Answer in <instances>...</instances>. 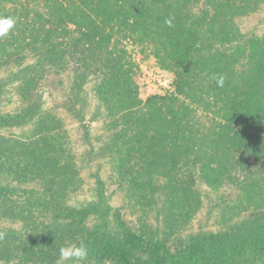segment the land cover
Instances as JSON below:
<instances>
[{"label": "rangeland", "instance_id": "obj_1", "mask_svg": "<svg viewBox=\"0 0 264 264\" xmlns=\"http://www.w3.org/2000/svg\"><path fill=\"white\" fill-rule=\"evenodd\" d=\"M4 1L8 11H0V18H13L15 24L0 37V49L6 47L4 56L10 61L0 66V84L4 86L0 114L22 115L19 111L30 100L21 98L19 82H10L11 72L43 60L47 50L50 59L56 49L60 50L64 64L62 68L56 67L58 61L44 64L37 89L41 112L32 119H21L20 125L0 128V135L31 141L25 151L37 164L59 161L63 168L60 175H46L47 184L62 205L58 211L88 207L97 202L101 192L109 206L105 217L85 214L78 219L61 213L54 219L56 226L72 223L78 228L60 243L53 254L55 261H72H60L62 247L78 246L92 234L115 230L132 232L145 241H161L168 257H172L166 264H209L215 257L214 240L201 243L197 253L194 251L196 263L185 257L174 259L179 257L178 252L189 249L197 235L227 231L236 221L247 220L259 227L264 224V191L257 193L260 200L249 203L230 180H242L245 172L239 165L243 162L253 169L264 166V132L260 127L242 122L239 132L248 134L243 144L234 136L236 126L222 127L226 121L217 116L221 113L213 112L214 106L199 103L183 110L177 109V104L167 108V103L155 102L154 95H147L141 86L137 69L138 63L158 66L155 57L171 70L174 65H183L191 81L195 74L198 80L207 73L226 82L230 78L228 89L237 99L238 110L253 99L264 108V48L252 49V42L264 44V0H104L97 7L111 9L106 16L112 17V30L101 37L95 27L101 16H95L97 23L89 28L90 18L83 14L78 21L72 18L53 25L51 18V22L46 21L49 14L44 13L49 0H37L38 5L34 0H19L23 5L18 0ZM72 2L78 3L73 0L69 4ZM55 12L54 7L52 14ZM71 45H77L72 56L67 52ZM84 60L93 63V72L81 78L79 66ZM114 65L118 72H113ZM78 82L80 86L72 85ZM75 86L79 88L72 89ZM72 90L73 104L69 101V97L73 100ZM132 98L135 104H131ZM243 99L246 101L241 104ZM129 107L131 115L126 110L113 111ZM175 110L182 113L181 117L174 114ZM163 118L172 122L163 126ZM177 124L183 127L180 132ZM121 127L127 134L148 127V134L158 136V141L138 150L127 139L121 143L122 151L117 152L112 140ZM121 164L130 170L128 175L119 168ZM6 171H0V188L11 189V196L5 194L8 201L50 193L42 181H19ZM260 183L264 185V180ZM7 200L0 201L6 204ZM27 229L26 221L5 216L0 210V264L21 259L23 264H32L51 255L47 242L31 241ZM14 234L22 235L28 251L11 250V242L3 237ZM228 252L231 259V250ZM257 258L260 260L254 264H264V255Z\"/></svg>", "mask_w": 264, "mask_h": 264}, {"label": "trees", "instance_id": "obj_2", "mask_svg": "<svg viewBox=\"0 0 264 264\" xmlns=\"http://www.w3.org/2000/svg\"><path fill=\"white\" fill-rule=\"evenodd\" d=\"M34 1L36 2L37 0ZM49 1L50 6H48V10L44 12L48 13L49 15L48 17H44L48 22H51L49 19L51 18L53 25L66 22L67 20L71 21L72 18L78 21L79 17L83 14L87 18H90V24L89 26H87V28L97 23L96 20L98 19H96L95 16H101L100 20L95 25V27H98V33L100 37L109 34V32L112 30V17L108 16V18L106 16V13L111 9L107 8L105 11H103L97 7L100 2L104 0H76L78 1V3L72 2V5H70L69 3L73 0ZM4 2V0H0V11L6 12L8 10ZM16 2H20V4L23 5V3L19 0ZM38 2H40V0ZM13 3L15 2L13 1ZM36 5H38L37 2ZM54 7L56 12L52 14V8ZM68 8L72 9V14L68 12ZM51 15L54 16V18ZM40 18H42V16ZM252 44V49L255 48V50H260L264 48V44L260 42L255 41L252 42ZM71 47L72 48L67 51L70 56H72V50H76L77 45H71ZM54 52L55 53L51 54V59L49 58V52L47 50L44 54L43 60L37 61L36 64L26 63L25 66L21 67L17 71L11 72L9 79L10 82H19L20 85L18 89H20L22 92L21 98H29L30 100H28V103L19 111L22 115L0 114V128L7 127L9 125H20L22 123L21 119H32L35 114L41 112V106L38 103V101L40 100V95L38 94L37 89L40 80L43 78L42 72L44 71V64L58 61L59 65H57L56 67L61 66L60 68H62L64 64V60L61 61V51L56 49ZM4 55H6V47L0 49V66L2 64L10 63V61ZM19 60L22 59L20 58ZM154 60V62L159 67L161 66L163 67V69H167L173 73L175 86L174 92L170 94L152 96V99L155 100V102H165L167 103L165 104L167 108H173L172 105L177 104L179 105L177 109L182 107L183 110H187L189 109V107L194 106L195 104L197 106L199 103H202L205 107L209 108L211 106H214L216 107V109L213 112L215 114H217V111L219 114L221 113V115L217 116H221L226 121L225 124L222 125V127L234 129L236 126L237 130L234 131V136L240 137L243 144L246 141L248 134L247 132H239L242 128V122L246 126L252 125L253 127L255 125H258L261 129V132H264L262 131L264 130V113H262L264 111V108L256 105L255 100L253 99V102L251 104H243L242 110H238L234 102V100L237 99H233L234 97L231 96V91L228 89V82L231 80L230 78L227 82L226 79L223 78L222 86L218 84L217 78H212V76H214L213 74L209 75L208 73V77L204 75L201 79L198 80H196L197 75L195 74L194 77H191V81L189 71H187L183 65H174L171 70L168 65L164 66V64L158 58L154 57ZM140 64L147 63H138L137 69L139 70ZM92 67L93 63H88L86 62V60L81 62L79 66V68L81 69L80 77L83 78L84 76H88V73L93 72ZM112 70L113 72H118L117 66L114 65ZM227 70V68L224 69L225 72ZM194 80H196L197 82H193ZM206 80L208 81L206 82ZM203 82H205L206 84H201ZM72 85L80 86L81 82L74 83ZM77 86L72 87V89L75 88V90H77L79 88ZM3 88L4 86L0 84V96L4 90ZM71 97H73V100H71L69 97V101L73 104V90L71 91ZM75 99H77V95L75 96ZM134 101L135 100L132 98L131 104H135ZM245 101L246 99H243L241 101V104ZM107 103H109L108 99ZM132 107H129L127 109H114L113 111L123 112L126 110L129 112L128 115H131L133 113L131 112ZM195 107L194 110H196ZM158 109L161 110V106H159ZM182 109L180 110V112L182 111ZM171 110L173 111V109ZM180 112L175 110L174 114L177 115L179 113L178 116L181 117L182 113ZM175 117L176 116H173L174 121H176ZM163 119V126L168 125L172 122L170 120L168 121L166 118ZM149 125L150 123L146 124V126ZM177 126V130H179L180 132L183 127H181V124H177ZM148 130V127H144L143 129L138 130L133 134H127V132L124 131L123 127H121L120 131L113 136L112 147L115 151L120 152V149L122 151V141L123 143H126L128 139L131 141L133 146H138V150H146L147 147H149L153 142L158 141V136L148 134ZM162 134L163 133H161V135ZM240 134L242 136H238ZM124 136L126 137V139H124ZM30 142L31 141H29L28 139H22L21 141H19L13 140L11 138H4L0 135V171L7 170L6 172L10 173L19 181H42L45 188H47L48 186L47 189L50 193H47V195L43 196H35L30 194L25 195L24 193L25 196L23 198L25 199H22V201H16L14 199L12 201H8L7 198H5V194L8 192L10 193L8 195L11 196V189L0 188V200H7L5 201L6 204L0 201V210L5 216L17 217L20 218L23 222L26 221V223L28 224L27 234L31 237V241L32 238H35L42 239L47 242V244L45 245L49 249V253L51 255H48L45 261L42 259H35L37 261H35V263L33 262L32 264H59V262L55 261V259L53 258L54 252L57 251V248L60 243L63 242V239H69L75 232H78V228L72 223L68 226H56V224H54V219L59 218L61 213H64L65 216H69L70 218L78 219H81L85 214L94 216L96 215L98 217L100 215L102 217H105L109 213V206L105 201L103 193L100 191L101 195L98 196L97 202L90 203L88 207H84L82 209L71 207L68 209L66 208L65 212L64 210L58 211L57 209L61 208L62 205L57 199L58 197L54 196L51 185L47 184L48 179L46 178V175L50 174V172H54L58 176L60 175V171H62L63 168L60 167L61 165L59 161H53V164L41 161L37 164L34 161L35 159L30 160L31 158H33V156L29 154L27 155L25 151L29 147ZM198 157L199 156L197 154L196 159ZM200 161L202 162V159ZM5 164L7 166H5ZM247 164L248 162H243L239 165L242 171L244 169L243 172H245L242 180H239L238 178H236V180L235 178H231L230 180L235 182L237 188L239 189L240 195H246L245 198L249 203H256L255 198H257V200H260V198L257 196V193H262V191H264V185L260 183V181L264 180V166L261 164L256 165V163L254 164L256 165V167L253 169L252 166L245 167ZM37 167L39 168V170L36 169ZM119 168L126 175L130 173L128 167H125L122 164L119 166ZM63 173L65 172L63 171ZM255 187H259L258 191L255 190ZM253 220H255V218ZM249 224L250 222L247 220H243L238 223L236 221L229 225V231L227 230L224 232L219 231L217 233L211 232L207 235H197L189 244V249H184L183 251L178 252L179 257H176L174 260L180 261L181 257H185L187 260H195L194 263H196L198 257L194 253V251H196L197 253V248L199 249L201 243L214 240L212 246H214L213 253L215 254V257H213V260H210V263L254 264L258 260H260L259 258H257V256L261 257L262 255H264V224L260 227L259 225H257V223L252 225ZM3 233H5L6 235L11 234L10 231L6 230H3ZM21 237L22 235L14 234L9 238L3 237V239L7 242H11V246L13 247L11 248V250L26 252L29 250V246L22 240L23 238ZM80 244H78V246ZM83 244L89 250L88 258L84 261L74 262L72 260L67 264H166L169 262L167 258H172L171 256L168 257L167 252L164 251V244H162L161 241H156L153 239L145 241L140 235L134 234L129 231H101L99 233L92 234L87 240H85ZM4 249H6V245H4ZM228 250H231V259L227 258L229 255ZM246 254L249 255L246 256ZM242 256L246 257L243 258ZM252 256H255L256 258ZM37 257L45 258L42 255H37ZM233 257L240 258V260L232 259ZM23 261L24 259H21V261L16 260L12 264H23Z\"/></svg>", "mask_w": 264, "mask_h": 264}, {"label": "built area", "instance_id": "obj_3", "mask_svg": "<svg viewBox=\"0 0 264 264\" xmlns=\"http://www.w3.org/2000/svg\"><path fill=\"white\" fill-rule=\"evenodd\" d=\"M138 78L147 95H164L174 92V75L159 66L140 64Z\"/></svg>", "mask_w": 264, "mask_h": 264}, {"label": "clouds", "instance_id": "obj_4", "mask_svg": "<svg viewBox=\"0 0 264 264\" xmlns=\"http://www.w3.org/2000/svg\"><path fill=\"white\" fill-rule=\"evenodd\" d=\"M170 25V21H168ZM15 20L13 18H0V37L7 35L9 30L13 28ZM220 86L223 85V78L218 80ZM88 258V249L84 244L69 245L60 249V261L66 262L69 260L84 261Z\"/></svg>", "mask_w": 264, "mask_h": 264}]
</instances>
